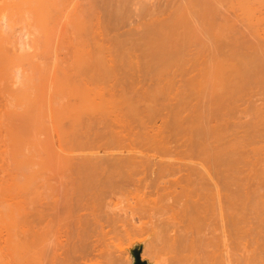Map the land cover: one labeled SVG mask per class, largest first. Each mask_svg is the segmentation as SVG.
<instances>
[{
    "label": "rangeland",
    "instance_id": "1",
    "mask_svg": "<svg viewBox=\"0 0 264 264\" xmlns=\"http://www.w3.org/2000/svg\"><path fill=\"white\" fill-rule=\"evenodd\" d=\"M119 1L122 0H0V264L3 262H4L3 264H6L7 262L9 264H15V263L22 264V262H24L27 259L28 248L25 245L22 246L23 249H21L19 252H14L11 251L10 249L8 250V248L6 247L7 245H5L4 243V239L6 238V235H8L9 233L20 234L21 231L26 230L28 225L30 226L32 222L40 220V218L44 217L48 213H52V211L50 210H55L54 206L56 202L61 199V193H62L61 185L63 183H65L63 184V186L67 188H69V186L71 188L74 185H79L74 180L76 178V174H77L76 172H78V170L82 166L81 165L82 162L81 159L83 158L82 156L86 154V152L83 153L85 151L84 149H87L86 150L88 152L87 154H91L92 151L95 149L93 152H95L96 156H100V157L102 155H105L103 157L109 156L108 153L116 154L117 152H114L116 151V148L114 149L115 144L111 145L114 142L110 143V140L108 141V139H110L112 136H115L114 138L113 137L111 138L114 141L116 138H118L115 134L120 133V130L121 131L128 130L126 128H128L129 125L132 127L137 126L138 130L134 131L135 133L139 131H141L142 133L144 130L142 131V129L138 128V125L143 123L148 124L150 120L153 121L154 123L156 122L157 125L160 126L163 125L164 121L165 124L169 123L166 121H170V120L171 122L176 121L175 120L176 117L181 115V117L178 118L181 119L184 118V120H186L184 122L185 124L191 123V126H194L195 124L197 125L198 123L197 121L200 116L203 117L206 116V118L203 117L202 118L200 117L201 119L199 118L200 121L202 119L204 120L207 119L205 121L203 120L204 123H202L201 121L202 125L206 126L207 124L208 127H212L211 129L214 128V130L216 129L217 126L220 127L222 125L221 127H223V131L219 127H217L218 129H216V130H220V132H218L219 135L221 134L220 135L221 137L219 136L220 142L222 141L221 140L222 137H223L222 139L226 141V142L225 141L221 142L223 145L224 143L229 144L233 139L234 140V141L232 140L233 142H231L229 145L227 144L226 145L233 147L234 146L233 144H236L235 148H237L238 154L240 153L243 154V155L240 154V159H243L241 160L240 170L242 171V173L245 171H247L248 173L245 172L243 173L244 175L241 174L240 176L243 177L240 178L245 180V182L248 181L247 183H250V185L254 184L253 187L251 186L252 188L249 189V192L251 190L250 194L252 193L253 197L255 196V198L257 197L260 198L259 196L261 195L262 197H264L263 196L264 195L263 193L264 192V187H263L264 186V121H263L264 105H262L263 107H261V104L264 103V94H263L264 86L263 83L261 84L262 86H260V84H258L260 82H258L257 84H254V87L255 85H257V87L255 88L253 87V85L247 87V89L243 87L247 90L246 93V91H244L243 88L242 89L239 88L240 86H242L240 85L239 87H235V89L238 88L237 94H235L236 90L232 88L237 84V80H239V75L238 76L236 75V77H238L236 82L233 81L235 82L234 83L235 85L231 81L229 82L228 80L230 78L231 80H233L232 78L233 74H237V72L234 73L235 70L238 71L240 68H243V66L245 67V65H242V67H238V64L236 65V63H238L239 60L242 61L243 59L238 55H233V57H231L232 58L231 60H234L235 57L238 56L239 57V59H237L238 61L236 60L230 61L229 59L228 62V58H226L229 57L230 55L229 53V48H230L231 52L233 49V54L234 51L236 52L237 49L242 50L240 53L237 50L238 51L237 54L249 53L251 56L252 53L256 52L255 55H253V57H255L259 51L260 56L262 55L261 58L263 59L262 62L264 61V56H263L264 53L262 54V52H264L263 50L264 46L261 47L262 44H260L261 43L260 41H262L264 44V26H261L264 23V17H263L264 3H262L264 2V0H260L259 2L258 0H253V1L251 0L252 1V2L250 1L252 3V4L250 3L251 5L250 4L247 5L246 2H243L242 4V1L239 2L238 4L237 3L238 0L237 1L231 0V2L228 0L226 2L227 4L223 7L224 9L225 7H227L225 9L226 12H224L222 8L220 14L222 15L224 12L227 15L228 14L227 10H229V13L232 16H230V14L228 15L232 18L234 17V19L231 18L232 21L233 20L234 21L232 23L230 21L232 25L230 28L234 26L232 29L233 30L235 29V31L233 30L229 31L230 28L228 27L229 25L227 22L229 21L230 18H228V16L225 15L224 17H227L228 21L225 22L224 24L228 25V26L226 25L228 29L226 27V29L223 31L225 25L223 23L221 24L219 23L221 25L220 27L223 28V29L221 28V31H223L222 37H224L225 36L224 33L227 32L228 34L231 33V36H228L226 34V37H224L225 40L223 38L225 42L222 40L224 43H222V41L215 43L210 41V44L209 42L207 43L206 41H205L206 43L195 42V40L192 39V37H194V35H192L193 33L192 34L189 33L190 35L187 34V36L188 37L190 36V38L193 40L192 42L191 41L189 43L184 42V44L182 42H178L176 44L174 42L173 43L167 42L168 45L170 44V46L168 45L166 46L167 48L168 47L172 48L171 44H173L174 48L177 46L176 50L177 48L183 46L186 48L187 51L184 48L185 51H183L182 54L181 51L183 47H181L182 49L180 52L177 50L178 53L182 54V55L180 54L181 56L180 58L178 57L179 54H177L178 55L177 59L179 58L181 60H179L178 62L175 61L177 64L176 66L174 65V63H172V66L174 65L175 68L174 66L171 67V64L170 65L168 64L170 66L168 69L165 68V65L162 66L165 69H167L164 70L163 68V71H161V67H155L156 65L152 64L153 62L151 63V59H149L147 62L148 59L147 56L149 55L147 54L144 55V53L148 48L146 49V46L143 42H123L125 39L124 34H128L130 32L129 23L132 21V18H130L131 16L128 17L127 15H122L123 11L120 12L117 10L119 8V7L117 8V6L120 5L122 6V4H119ZM138 1L144 4L146 3V5L148 3L149 4L153 2L156 3L155 0H138ZM175 2H178V0ZM228 2L230 3V5ZM260 2L262 4H260ZM231 3L235 5L232 6ZM244 4L247 5L246 8L244 7L245 6ZM228 5L234 8L230 7L228 9L229 7ZM238 5H240L241 7ZM237 7L239 10L237 9ZM249 10L251 11L248 12ZM246 12L248 14L249 13L251 14V18L253 21L252 26L249 25V23L246 21H245L246 23L245 22L242 23L239 21V24L235 23L236 25L235 27L234 25V22L236 21L235 18L237 17V19H239L238 18L239 16L241 18L243 17L245 18V15L247 14ZM222 16L218 18L220 21L222 19L223 22L224 19ZM253 16L254 18L257 16V18L254 19ZM258 19L261 21H259ZM246 24L247 26L244 28ZM253 24H255L254 25L255 28L253 27ZM248 25L251 26V28L249 27L250 30H248ZM242 31L243 33L245 32L244 33L245 37L242 34ZM250 31L255 39L252 37V35L251 36L249 35L248 32ZM257 36L258 38L261 36L259 38V41L256 38ZM114 37L116 38L118 37V39H115ZM247 37L249 38V40L250 38L251 40L254 41L256 40V42L251 43L250 42L251 40L250 41L248 40V42L247 41L244 42L245 40L248 39ZM226 39L229 40V43L228 40L226 42ZM230 40H233L234 42L233 41L230 42ZM249 42L251 43L252 46L249 44ZM213 43L216 45L218 43V45L220 46L217 45L218 46L217 47ZM138 45H140L141 48L140 46L138 47ZM212 46L216 54H214ZM214 46L219 48L218 49L219 51H217L219 54L216 52L217 48L215 49ZM244 46H246L245 49L248 53H246L244 49H242L244 48ZM189 47L190 49H188ZM234 47L236 50L234 49ZM248 48H251V50L249 49L248 51ZM260 49L263 51L260 52L261 51ZM201 50L202 52H200ZM197 51L199 53H197ZM136 53L140 55H137ZM134 54L137 56H135ZM243 54L241 56L244 57L245 54L244 55ZM204 57L206 58V60ZM218 57L219 58L223 57V58L219 60ZM247 57L244 58L249 59ZM182 59H183V63H182ZM102 60L103 62L105 61L106 63L104 62L105 63L104 64L99 62ZM135 60L138 63H135L136 62ZM141 60L143 61V63H141ZM192 60L195 62H193ZM213 60L215 63L213 62ZM111 61H114V63ZM145 62L146 64H144ZM231 62L232 64L229 65ZM100 63L102 64L101 67H100L101 65ZM178 63H180L181 67L182 66L183 67L179 68L180 65L178 66ZM194 63L197 65H195ZM223 63L224 64L226 63V65H224ZM245 63L246 61H244V63L242 64ZM95 64H98L99 66L98 65L95 66ZM106 64L108 66H106ZM192 64L194 67L192 66ZM261 64H259V66L261 65V67H263L264 63ZM92 65L95 66V70H93L94 68ZM146 65H147V69H148V65L149 67H151V71L153 67H155V72H157L156 70L160 69V73L158 71L159 74L155 76V74L157 73H154V69L152 71L153 73L150 72L149 69H148L149 72L148 71L146 72ZM90 66H92L91 67L92 70ZM110 66L111 67L113 66L112 67L113 71L112 70L111 71L114 72L116 69V72L109 73L111 68ZM137 66H139L138 67L139 69L137 68ZM177 66L179 71L178 73L176 70ZM99 67L101 70L98 71ZM143 68L144 71H142ZM183 68L186 71H184ZM104 69H107L108 71L105 72ZM193 69L196 71L194 72ZM102 70L103 72H101ZM96 71H98V73ZM231 71L234 72L232 76L229 78V76L232 73ZM229 72L231 73L229 74ZM238 73L240 74V72ZM169 74L173 76L170 77ZM263 74L264 73H262L261 75ZM166 75H168L167 79H165ZM140 77L142 78L141 80L139 79ZM148 77H150L152 82H149L150 79ZM260 77L264 78V75ZM262 78H260L261 81L263 80ZM221 79H225L226 81L225 80L223 81ZM153 80L156 82H154ZM159 80L160 81L162 80L161 83H159L160 82ZM224 82L226 83L228 82L229 84L224 85ZM142 83L143 85L145 84L144 87ZM149 83L153 88L149 85ZM230 83L233 84L234 86H232ZM157 84L159 85V87ZM228 85L232 86V88L231 87L230 88L228 87V89L224 88V86L227 87ZM251 87L254 88V91L252 90L253 88L251 89ZM161 88L162 90L164 88L165 89L161 91ZM218 88L221 89L220 92L223 91V88L224 90L226 89L227 91L232 89V93L234 92L232 97L233 99L230 97L232 94L230 93L231 91L227 93L225 91L226 94L222 92L223 93V97H222V94L218 92L219 91ZM253 92H256V95ZM219 94L221 95L222 99L225 98V100H221V104L222 103L224 104V105L222 104L223 106L220 107L221 112L217 111L216 109L217 108L216 106H218L217 102H213L214 100H216L215 95H218L217 97H219L220 96ZM224 94L226 96L228 95V99ZM201 95H203V97ZM207 95H210L209 96L210 98ZM234 95H237L239 98L238 97L235 98L236 96ZM198 96H201L202 98ZM236 99L238 100V102ZM255 99L256 101H254ZM259 99H263V100H259ZM207 100H211V101L213 100V101L211 103L210 101L208 102ZM233 102H235V105ZM207 103L209 104L208 106V110L210 111V112L208 111L209 113L206 112L207 110L204 111L207 108L206 106ZM232 103L234 106L230 108ZM243 103L244 105H240ZM201 105H202V110H201ZM210 106L213 108H211ZM235 106L236 108H234ZM181 108L184 109L182 110ZM256 108H258V110ZM196 109L198 111H196ZM228 109H230L231 111H229ZM156 111H158V113H156ZM177 111H178V115L175 116ZM179 111L181 114L179 113ZM214 111L215 113H217V117L219 116V119L217 120H216L217 118L216 116L211 115V114L215 115ZM202 112H204L203 114L205 115H203ZM259 112H261L262 114H260ZM182 113H184V115ZM115 114L118 115V117H120L119 122L121 124L118 125L119 123L116 120L117 127H115L116 129L120 127L118 129L119 131L115 130V128L113 127L114 126L113 124H115V121L113 120L117 118ZM156 114L163 115L165 119H162L164 118L163 116L161 118ZM206 114L209 115L207 116ZM224 114L227 116H225ZM108 116L111 117L108 118ZM99 117L100 118L104 117L101 120V123L103 122L102 124L98 123L100 122L99 120H96V118ZM190 117L191 119H189ZM89 118L90 120H92V123H90L91 121L89 120ZM93 118L95 119L93 120ZM106 118L109 120L111 118L112 119L110 120V122H108L109 120H107ZM258 118H260V120ZM261 118H262V122L260 123ZM193 119H195V122L197 123H195ZM103 120H107V122L110 124V127L112 126L114 129L111 127L112 129L107 130L108 128L105 127V125L107 126L109 125L106 121ZM208 120L210 122H208ZM87 122L90 124H86ZM93 122H95L96 125L93 124ZM86 125L89 126L87 127ZM99 125H103V126H100L99 128L98 127ZM122 125L123 126L127 125V127L124 126L123 128L125 129H123L121 128ZM170 125H172V123ZM233 125L236 126L233 127ZM104 127L107 130V131L105 130V132L102 131L104 130ZM140 127L142 126L140 125ZM97 128L100 130L97 131L98 130ZM113 130L115 131L112 132ZM108 131H110L111 133H109ZM107 132L111 135L114 133L115 134L109 138L110 135ZM97 133H99V136L97 135ZM141 133L139 132L140 135L138 137L142 136ZM180 133H181L180 131H177V135H180ZM181 134H183V132ZM189 134L190 133L183 134L186 139V140L184 139L185 141L184 140L179 141L180 139H178L180 136L181 139L184 138L182 137L183 135L180 136L174 135L177 136L175 138L178 139V141L177 140L175 141H177V143L178 142L182 143V145L184 146L187 139H189V137H192L189 136L188 138H186V136H188ZM226 134L227 136L230 137L229 139L226 136ZM223 135H225V138L226 137L227 138L225 139ZM106 136L108 137L106 141L109 142V145L106 144L105 141L104 143L106 145L102 143L104 147H100L103 145L101 143H98L100 149L96 145L97 143L94 144V147H91V145H93L92 143L94 142L97 141L103 142L104 140H102L103 139L102 137H106ZM96 137L98 138L100 137L99 138L100 140H98ZM119 138H122V136H119ZM115 141H117V143L119 144L121 140L120 141L115 140ZM182 145H180L182 149L178 145H176L177 150L180 148V150L182 151L184 148ZM112 146L114 147L112 148ZM117 146L118 145H116V147ZM171 146H173L172 148H174L175 145H171ZM109 147H111V149L113 150H111ZM89 148L90 149L93 148V149L90 150ZM174 149L171 152H174ZM96 150L97 152H99L100 155L96 154ZM241 150H243L244 153ZM90 151L91 153H89ZM179 152H177V155ZM191 153H193V151H191ZM86 155L84 157H86ZM249 165H250V169L252 170L249 169L248 167ZM247 168L249 169L250 172L248 171ZM256 172L257 174H255ZM69 174L70 175L73 174V177L70 176ZM248 174L250 175V178L247 180ZM255 175L258 176L259 178L256 177ZM68 177L70 178V180ZM66 178L69 180V182L71 181V178L74 179H72V182H70L69 184ZM65 180L67 181L68 184L66 183ZM261 180L263 181V183L261 182ZM243 182L244 181H242V183ZM258 182L262 183L263 186L258 184ZM244 184L246 185V183ZM244 184H242V186L240 185V187H244L243 186ZM255 184L258 186H256ZM77 196L82 198V196L79 195ZM109 196L110 198H112L111 200H106L109 197L105 198V200L103 198V202L100 199V202H102L103 204L101 203L102 204L101 205L98 202L100 204V207L99 204H97L98 209L100 210L97 211L96 213L97 216L96 215L95 216L96 218L99 217V214L102 211L101 213L103 215L101 214L100 217L103 218L102 219L98 218L99 221L97 219L98 221V223L96 222L97 225L93 221V218H90L91 219L90 225H89V221L87 222L88 223L87 225L89 227L87 225L86 227H88L89 229L88 231L90 232V234L86 235L85 234L86 229H85L84 234L87 237L84 236L85 237L84 239L82 237H78L75 235L73 239L71 238V241L76 246L73 247L72 246L73 243L70 242L69 245L67 246L65 245L63 247V252L64 251L68 252L70 249H75L76 251L80 249H84V245L86 244V242H88L90 246H93L94 245L93 243H95L97 250L94 247L92 253V248L90 247L91 252L89 254H91L90 257L93 260V262H91V259H88L91 262L89 264H134V259L132 257L131 251H133L137 246L142 245L143 246L142 261H145L148 264H170L169 258L173 256V253L171 251L172 250L171 245L173 244V241L172 240L169 241L167 239L168 237H166V239L164 238L165 237L164 234L166 233L162 234L163 232L162 229L164 230V228H162L163 227L162 225L164 223L163 224L161 223L162 219L159 221L160 218H157L159 216H156L155 217L156 219L154 218V220H152V222H155V225H157L158 227L157 226L155 227L154 223L152 224L150 220H148L150 218H146L147 222H145L146 220L144 219L145 221L143 222L146 224L143 225H148V227L144 226V229H141V231L148 230L145 229L146 227L150 229V232L145 231L144 233L142 231L143 232L142 233L141 231H138V233L136 234L137 231L135 232V229L132 230L133 232H131L132 228H129L128 225L129 226L139 225L138 229L141 226L143 228V225H141V223H138L137 221H135L136 223H134L130 221L131 219L129 220V217L126 214V212H129V210L126 211V209H128L127 206L129 205V203L125 199L121 200L120 197L119 199L121 201H124V203H121L120 200L115 201L116 195H114L115 197L112 195L114 198L111 197V195ZM75 197L76 196L74 195L73 198L75 199L76 202L85 199V197L82 198V200L78 197L77 198ZM67 198L69 199V197ZM73 198L71 199V203ZM107 201L110 202L112 201V202L110 203ZM262 201L264 202V199ZM76 202H73V205L78 204ZM104 202H106L107 204L109 203L110 206H108ZM113 202L115 203L119 202L118 204H114V205L115 206L118 205L117 208L119 207V209H121L122 211L124 210L126 212H121L119 209H117L114 206H113L114 209L112 210L113 207L111 206L113 205L112 204ZM71 203L68 202V204ZM126 203H128L127 206ZM107 206H108V210L106 209ZM124 207L125 209H123ZM114 211L116 215L117 214L121 215V216L117 215L116 217H120V218L122 217L121 218L122 220L120 218H119L120 221L116 219ZM77 214L78 213H76L75 211L74 217ZM108 214L113 215L114 220L112 219L113 216L111 217V215L109 216ZM122 214L124 215L122 216ZM259 215L261 214L259 213ZM71 216H73V213ZM74 217H72V220L74 219ZM104 218L107 219V221ZM115 220L116 221L118 220V222H115ZM100 221L101 224H103L104 221H106L107 224L108 223L110 224V226L104 224L105 226V227L103 226L105 229L104 230L101 228L100 225H98L100 224L99 223ZM110 221L113 222L110 223ZM120 222L123 228L125 226L124 224H126V226L129 228V231L124 232L125 230H128V228H126L125 226L126 228L125 230L121 229L122 226L120 225ZM93 224L94 226H92ZM119 225H120L119 228L120 232L118 231L119 233L117 235V233L115 234V231H113V229L114 228L116 229V227H119ZM91 226L92 228H90ZM154 227L157 229H155ZM107 228L111 230L109 231ZM158 228L159 229L161 228L160 230L161 232L159 231ZM102 230L103 232L105 231L103 235H102ZM111 231L114 232V234ZM105 233H107V235ZM127 233L130 235H128ZM94 234L97 235V237H95ZM133 234L134 236H131ZM98 235L100 236L98 237ZM169 236L171 238H174L173 237L174 233H171ZM105 241L107 243H105ZM99 243L100 244L103 243L102 245H105L107 249L105 248V246L103 247L102 245L100 246ZM261 243H263V241H259V243L255 245V248H258L261 245ZM47 245L51 246V241ZM94 252H96V254Z\"/></svg>",
    "mask_w": 264,
    "mask_h": 264
},
{
    "label": "bare ground",
    "instance_id": "2",
    "mask_svg": "<svg viewBox=\"0 0 264 264\" xmlns=\"http://www.w3.org/2000/svg\"><path fill=\"white\" fill-rule=\"evenodd\" d=\"M155 1H156V3L153 2L150 4L148 3L146 5V3L145 4L141 3L138 0H124V1L122 0V1H119V4H122V6L121 5H120L121 7L117 6V8L119 7L117 10L120 12L123 11L122 15H127L128 17L131 16L130 18H132V21L129 23V26H130L129 31L130 32L128 31L129 33L126 32L128 34H124L125 39L123 42H143L146 46V49L148 48L147 50L144 48L146 50V51L144 50L145 51L144 55L145 54L149 55V56L146 55L148 57L147 62L149 59H151V63L153 62L152 64H155L156 65V66L154 65L155 67H161V71H163L164 67H162V66H164V65H165V68H167V69L170 67L169 66L170 64H171V67H173L174 65L176 66L177 64L175 61L178 62L179 60H181V59H179L181 57L180 54L186 50L185 47L181 46V47H183V49H182L180 47V45H181L180 44L179 45L180 48H177V50L180 52L182 49V51H181V53H178V51L176 50L177 46L174 48L173 44H171L172 48H170V47L167 48L166 47L168 45L167 42H169V43L174 42L175 44L178 42H182L184 44V42L189 43L190 41L192 42L193 40H195V42H205L206 41L207 43L209 42V44H210V41L214 42V43L222 41L223 38L226 37V34L228 36H231V33L228 34V32H227L228 30H227L226 31L227 33H224L225 36L222 37V35H223L222 32L226 29V27L228 25H229L228 27L230 28L232 26L231 23L234 21V20L232 21V19H234V17L233 18L230 17L232 15L229 13V10H227V13L230 14V16L228 14L226 15L224 13V12H226L225 9L227 7H225V9L223 7L227 4L226 2L228 0H226V1L225 0H178V2H175L177 0H155ZM229 1L231 2V0H229ZM241 1H242V4H243V2H246V4L249 5L253 0L252 1L251 0H240V1L238 0L237 3L239 4V2H241ZM259 1L260 0H258V2ZM150 2H152V1H150ZM234 3H235V1H234ZM262 3H264V2H262ZM262 3L260 2V4H262ZM229 5H230V3H229ZM233 5H235V4H232V6ZM247 5H245L244 7L246 8ZM232 6H229L228 9L230 7L234 8ZM238 6H240V5H238ZM222 8L224 10V12L222 11L224 14V15L222 14L223 16L220 14ZM252 8H253V6H252ZM237 9H238V7H237ZM235 10H233V11H235ZM250 11L251 10H249L248 12H250ZM258 12H259V10H258ZM225 15L228 16V18H230L229 21H228L227 17H224ZM220 16L223 17V19H224L223 22H222L221 18H220L221 21L219 20L218 17H220ZM233 16H236V15H233ZM238 16H239V14H238ZM259 17H261V16H259ZM238 18L239 19H237V17L235 18L236 21L234 22V25H235V23L239 24V21L242 23L246 21L249 23V25L252 26L253 21H252L250 13L249 14L247 13L245 15V18L243 17L244 19L241 18L240 16ZM253 18H254V16H253ZM256 18H257V16L254 19H256ZM230 21H231V23H230ZM259 21H261V20H259ZM225 22H227L228 25L224 24ZM219 23L220 24L223 23L225 25L224 29L222 27H220L221 25ZM247 24L244 26V28L247 26ZM263 24L261 25V23H260L261 26H264ZM249 25H248V30H250L249 27L251 28V26H249ZM254 25L255 24H253V27H254ZM120 26H121V24H120ZM124 26H122V27H124ZM228 27H227V29H228ZM235 27H236V25H235ZM221 28L223 29V31H221ZM232 28H230L229 31H232L233 30ZM254 28H252V29H254ZM246 30H247V28H246ZM190 31H193V32H190ZM219 31H221V32H219ZM233 31H235V29ZM251 31L248 33L250 36L252 35V37L254 38L253 34H251ZM189 33L190 34L193 33L192 35H194V37H192V35H191L193 40L190 38V36L189 37L187 36V34L190 35ZM219 33H220L222 38L220 37ZM239 33H240V31H239ZM244 33L242 31L243 35H244ZM244 37H245V35H244ZM262 37H263V35H262ZM114 38L118 39V37L117 38L114 37ZM256 38L259 41L258 36ZM231 39H232V37H231ZM224 40H225V38H224ZM227 40L228 39H226V42H227ZM243 40H242V42H243ZM248 40H249V38L247 40H245L244 42H246V41L248 42ZM250 40H251V38H250ZM223 41H222V43L225 42V41L224 42ZM231 41H233V40H230V42ZM165 42H166V45H165ZM250 42L251 43L256 42V40L255 41L251 40ZM250 42H249V44L251 45ZM260 42H261L260 44H262L261 47H263L264 46L263 42L262 41H260ZM228 43H229V40H228ZM198 44H200V43H198ZM225 44H227V43H225ZM143 45H142V47H143ZM214 45L217 46L218 43H217V45L216 44H214ZM139 46L140 45H138V47ZM168 46H170V44ZM215 46H214V48L216 49L220 45H218L217 47H215ZM245 47L246 46H244V48H242V49H244V51L246 53H248L246 51ZM140 48H141V46H140ZM184 48H185V50H184ZM188 49H190V47ZM212 49H213V46H212ZM218 49L219 48H217L216 52L219 51ZM234 49H235V47H234ZM249 49L251 50V48H248V51H249ZM237 50H236V52L234 51V54H233V49L231 52L230 48H229L230 55H229V57H226V58H228V62H229V59H230V61H235V60L238 61L237 59H239V57H241V58H243L242 61L239 60L238 63H236V62L235 63H236V65L238 64V67H242V65H245V67L243 66V68H240L239 69L240 71L235 70V72L234 71H231L232 73L229 72V74L231 73L230 76L228 74V76L230 78L232 76L233 72L234 73L237 72V74H233V76H232L233 80H231V78H230L228 81L229 82L231 81L234 84L238 78V77H236V75L237 76L239 75V80H237V84H236L238 86H236L235 84H234L235 85L234 86L233 84L230 83L232 86H234L233 88L230 85H228L227 87L224 86V88L228 89V87L229 88L231 87L232 89H235V87H239L240 85H242L239 88L242 89L243 87H245L247 89V87L252 86V85L254 87V84H257L258 82H260V83H258V84H260V86H262L261 85L262 83L264 86V81H263L264 78L260 77V76L264 75V74L261 75L262 73H264V66L261 67V65H262L261 63H264V61L262 62L263 59H261L262 55L260 56L259 51L256 49L259 54L257 53L256 56L253 57V55H255L256 52H254V53L250 52V53H252L251 54L252 57H251L249 53H248L249 55L244 53L245 54L244 57L248 56L247 58H249V59H245L243 56H241L243 53L237 54L238 51L240 53L242 50H238V51ZM263 50H261L260 52H262ZM213 51H214V54H216L214 49H213ZM200 52H202V50ZM197 53H199V52L197 51ZM263 53L264 52H262V54ZM136 54L140 55L138 53H136ZM177 54H179V56ZM137 55H135V56H137ZM194 55H197V54H194ZM233 55H238L239 57L234 56L235 59L231 60L232 59L231 57H233ZM177 56L179 57L178 59H177ZM183 57H184V55H183ZM215 58H216V56H215ZM222 58L223 57L219 58V60ZM137 59H138V57H137ZM142 60H141V63H143ZM205 60H206V58H205ZM243 60L246 61L245 64H242V63H244ZM192 61H190V62H192ZM211 61H212V59H211ZM222 61H224V60H222ZM99 62L104 63L105 61L103 62V60H102ZM111 62L114 63V61H111ZM193 62H195V61H193ZM213 62H214V60H213ZM135 63H138V62L136 61ZM149 63H150V61H149ZM172 63H174L173 66H172ZM182 63H183V59H182ZM235 63H234V65H235ZM98 64H95V66H97ZM144 64H146V62ZM231 64H232V62L229 65H231ZM259 64H261V65L259 66ZM137 65H140V64H137ZM195 65H197V64H195ZM218 65H216V66H218ZM224 65H226V63ZM92 66H90V68ZM95 66H93V68H94L93 70H95ZM101 66H102V64L100 65V67ZM106 66H108V65L106 64ZM175 66H174V68H175ZM178 66L180 68L181 64L178 63ZM178 66L176 67L177 73L179 72ZM192 66H193V64H192ZM100 67H99L98 71L101 70ZM112 67L110 68L109 73L110 72L111 73L116 72V69L114 72H112L113 71ZM138 67L139 66H137V68ZM155 67H153V69H154V73H157V74H155V76H156L160 73V69L156 70L157 72H155ZM184 67H186V66H184ZM114 68H115V66H114ZM165 68H164V70H167ZM148 69L150 70V72L153 71V69L151 71V67H149V65H148ZM148 69H147V65H146V72L148 71ZM241 69H243V70H241ZM91 70H92V68H91ZM104 70H105V72L108 71L107 69H104ZM98 71H96V72L98 73ZM142 71H144V68L142 69ZM158 71H159V73H158ZM184 71H186V70L184 69ZM191 71H192V68H191ZM191 71H189V72H191ZM195 71L196 70H194V72ZM241 71H242V73H241ZM101 72H103V70ZM238 72H240V74ZM139 74H140V72H139ZM139 76H142V75H139ZM167 76L168 75H166L165 79H167ZM169 76L171 77L173 75L169 74ZM225 76H227V75H225ZM160 77H158V78H160ZM235 77H236V79H235ZM148 78L150 79V77H148ZM260 78H262L263 80L261 81ZM139 79L141 80L142 78L140 77ZM144 79H146V78H144ZM221 80L224 81L225 79H221ZM161 81L159 83H161ZM233 81H235V82H233ZM149 82H152L151 79ZM154 82H156V81H154ZM225 83L226 82H224V85L229 84L228 82L226 84ZM140 84H141V82H140ZM142 85H143V83H142ZM144 85H143V87H144ZM149 85H150V83H149ZM160 85H162V84H160ZM137 87H138V85H137ZM158 87H159V85H158ZM253 87H251V89ZM255 87H257V85H255ZM162 88H161V91H163L165 89L164 88L162 90ZM219 88H218V90H219L218 92H220V90H221ZM224 88L222 91L223 93H225V91H226V93L229 91H231L230 93H232V89L227 91L226 89L224 90ZM245 88H243V90L246 91V93H247V90ZM254 88L252 89L253 91H254ZM146 89H148V88H146ZM237 89H235L236 90L235 94H237ZM263 89H264V87H263ZM140 90H141V88H140ZM159 90H160V88H159ZM222 92H220V93L222 94V97H223ZM213 93H214V91H213ZM253 93H255V95H256V92H253ZM233 94H234V92L231 94V96H230L231 98L233 97ZM201 96L203 97V95H201ZM201 96H198V97H201ZM207 96L209 97L210 95H207ZM217 96L218 95H215L216 100H218V101L214 100L215 97L213 99L214 101L213 100L212 101L217 102L218 106H216L217 107L216 109H217V111H220V107H222L224 105L223 103H222L223 105L221 104V100H225V98L222 99L221 95L219 97H217ZM234 96H236L235 98L238 97L237 95H234ZM226 97L228 99V95ZM240 97H242V96H240ZM219 98H220V100H219ZM235 98H234V100H235ZM259 98H260V96H259ZM256 99L254 101H256ZM259 100H263V99H259ZM207 101L208 102L210 101L212 103L211 100H207ZM243 101H245V100H243ZM227 102H228V100H227ZM237 102H238V100H237ZM233 103L235 105V102H233ZM233 103H232L230 108H232V106H234ZM241 103H242V101H241ZM207 104H206V106H207L206 109L203 107L205 109L204 111L207 110L206 112L209 111L208 110L209 104L208 105ZM228 105H229V103H228ZM240 105H244V103L240 104ZM262 105H264V103L261 104V107H263ZM261 107H259V108H261ZM211 108H213V107H211ZM234 108H236V106ZM256 109L258 110V108H256ZM179 110H180V107H179ZM182 110H181V112H182ZM193 110H195V109H193ZM201 110H202V105H201ZM228 110L231 111L230 109H228ZM196 111H198V110L196 109ZM220 112H218V113H220ZM261 112H259V113L262 114ZM156 113H158V111H156ZM179 113H180V111H179ZM203 113L204 112H202V114ZM214 113H215V111H214ZM182 114L184 115V113H182ZM198 114H199V112H198ZM156 115H158V114H156ZM176 115H178V111L176 112L175 116ZM203 115H205V114H203ZM206 115L208 116L209 114H206ZM211 115L217 117V113H215V115L214 114H211ZM116 116L118 119L114 117L115 120H113V121H115V124H116V120H117L119 123L118 125H120L121 124L119 122L120 117H118V115H116ZM158 116L162 118L163 115H158ZM225 116H227V115H225ZM109 117H111V116H108V118ZM178 117H181V115ZM178 117H176V119H175L176 121H173V122H171V120L166 121V122H169L168 124H165V121H164L163 125H160V126H158L156 122L154 123L151 120H150L151 122L149 121L148 124L147 123L146 124L145 123L140 124L143 128L140 127V125H138V128L142 129V131L144 130L142 133H141V131H139L142 135L141 137H138L140 135L139 132H136V133L134 132V131L138 130L137 126L136 127L133 126L134 127L133 128L132 126L129 125V127L126 128L128 130H125V131L120 130V133H118V134L114 133L118 137L115 140H119V141L121 140L120 142L118 141L119 144L117 143V141H115V140L113 141V139H111L112 137L114 138L115 136H112L114 134H112V135L109 134L111 132L108 131L109 133L108 132L107 133L110 135L109 138L112 136L110 139H108V137H107L108 134H107L106 137H102L103 138L102 140H104L103 142L97 141V142L92 143L93 145H91V147H94V144H96V143H97L96 144L97 146H98V143L105 144L104 142L108 139V141L110 140V143L114 142L111 145L115 144V147L112 146V148L113 147H114V149L116 148V151H114V152H117L118 154L117 153L116 154L115 153H113V154L108 153L109 156L103 157L105 155H102L100 157V156H96L95 152H93L95 149L92 151L93 154L91 153V151L89 152L91 154H87L88 153L86 151L87 149H84L85 151L83 153L86 152L87 155L84 154V156L86 155V157L82 156L83 158L82 159L80 158L82 160V162H81L82 166L79 165L81 167L78 170V172H76L77 174H76V178L74 180L79 185H74L71 188L69 186V188H67V187L63 186V184H65V183H63L61 185V192H62L61 193V199L56 202V204L54 206L55 210H50V211H52V213H48L44 217L40 218V220L32 222L30 224V226L28 225L26 230L21 231L20 234L19 233H15V234L9 233L8 235H6V238L4 239V243H5V245H7L6 247L8 248V250L10 249L11 251L19 252L21 249H23L22 246L25 245L28 248V253H27L28 256H27V259L24 262H22V264H89V263L93 262V260L90 257L91 254H89V253L91 252L90 247L92 248V253H93L94 247H95V249L97 248L95 243H93L95 246L92 243L91 244L93 246H90V244L88 242H86V244L84 245V249H80L78 251H76L75 249H70L68 252H65V251L63 252V247L65 245L66 246L69 245L70 242L73 243L71 241V238L73 239L75 237V235L78 237H82L84 239L85 238L84 236L90 234V232L88 231L89 226L87 225L88 221H89V225H90V221H91L90 218H93V221L95 222L96 225L99 221L98 218H100V219L103 218V217L102 218L100 217L102 214L101 213L102 211L101 212L99 211L100 212L99 217L96 218V216H97L96 213L98 210H100V209H98L97 204H99V203L101 204L103 202V198H104V200H105V198H108V197L110 198L109 195H111V197L116 195V197L114 196L115 201L120 200L119 198L121 197V200L125 199L129 203L128 206H127L128 203H126V206L128 207V209H126V211L129 210V212H126L124 210L122 211L121 209H119V207L117 208L118 205L117 206L114 205V204H118L119 202L118 203L113 202L112 203L113 205L111 207L114 206L117 209H119L121 212H126L127 216L129 217V220L131 219L130 220L131 222L136 223L135 221H137L138 223H141V225H143V224H146L143 221H145L146 218H150L148 220H150V222L152 224L154 223V225H155V222H152V220H154V218L156 216H159V217H157V218H160L159 221L162 219L161 223L162 224L164 223L162 225L163 226L162 228H164V230L162 229V231H163L162 234L166 233V234H164V236H165L164 238L166 239V237H168L167 239L169 241H171V240L173 241V244L171 245V248H172L171 251L173 253V256L169 258L170 264H264V202L262 201L264 199V197H262L261 194H260L261 196H259L260 198H258V197L255 198V196L253 197V194L252 193L250 194L251 190L249 192V189L252 188L254 184L250 185V183H247L248 181L245 182V180L240 178V177H243V176H240L241 174H243L245 172L248 173L247 171L242 173V171L240 170L241 160H243V159H240V154H242V153L238 154V152H237L238 150H237V148H235L236 144H233L234 145L233 147L227 146L231 142L234 141L233 139H232L233 141L232 140H231V142L229 141L230 142L229 144L223 142L225 145L224 146L221 142L225 141V140H223L222 139L223 137H222L221 138L222 141L220 142V137H221L220 135L221 134L219 135V133H218V132H220V130H216V129H218L217 127H219V126H217L216 129L214 130V128L211 129L212 127H208L207 124H206V126L202 125V123H204V121L207 120V119H205V120L202 119L201 120L202 123H201L199 118L200 117L202 118L203 116H200L199 118L195 117V118H198V121L196 120L198 123L195 122V119H193L194 122L197 123V125L195 124L196 127H195V125L191 126V123L185 124L184 122L186 120H184V118L181 119ZM102 118H104V117H102ZM102 118H100V117L96 118V120L100 121V122H98V121H96V122L101 123ZM203 118H206V116H204ZM94 119L95 118H93V120ZM162 119H165V117ZM185 119H187V118H185ZM189 119H191V117ZM217 119H219V116L216 118V120ZM258 119L260 120V118H258ZM89 120H90V118H89ZM107 120H109V119H107ZM107 120H103V121L107 122ZM110 120L108 122H110ZM220 120H221V118H220ZM259 120H257V121H259ZM90 121L89 122L92 123V120H90ZM121 121H122V119H121ZM177 122H179V123H177ZM189 122H191V121H189ZM194 122H193V124H194ZM208 122H210V121L208 120ZM261 122H262V118H261L260 123ZM90 123L87 122L86 124H90ZM171 123H172V125H170ZM174 123H176V124H174ZM93 124H95V122H93ZM115 124H113L114 128L117 127V124H116V126H115ZM108 125L109 126L105 125V127L108 128L107 130H110L113 128L112 126H111L112 128L110 127L109 123H108ZM186 125H189L190 127L186 126ZM100 126H103V125H99L98 127L100 128ZM124 126L127 127V125H124ZM124 126L122 125L121 128H123ZM221 126L219 128H221V130L223 131V127H221ZM234 126H236V125H233V127ZM105 127H104V130H102L103 132H105V130H106ZM131 127H132V129H131ZM119 128H117V129L115 128V130H118ZM123 129H125V128H123ZM99 130L100 129H98L97 131H99ZM115 130H113L112 132H114ZM175 130L180 131L181 133L183 132V134L184 133L185 134H187V133L192 134V135L189 134L188 136L185 135L186 138H188L189 136H192V137H189V139H187L185 144L183 143L184 144V146H183L182 143H179V142L177 143V141H178V139H180L179 141H181V140L183 141L185 139V137L183 134L180 133V135H183L182 137H184L181 139L180 138L181 136L177 135V131H175ZM102 131H100V132H102ZM227 134H226V136H227ZM97 135L99 136V133H97ZM174 135H177L180 137L177 139V138H175L177 136H174ZM119 136H122V138H119ZM223 136L225 138V135H223ZM227 137H228V139L230 138L229 136H227ZM96 138L98 140H100L98 137H96ZM190 138H192V139H190ZM175 140H177V141H175ZM106 144L109 145V142L106 141ZM116 145H118V146L116 147ZM171 145H175V146L178 145L181 149H182V147L180 145H182L184 148L181 151L179 147H178L179 149L177 150V146L176 147L174 146V148H176V149H174V148H172L173 146H171ZM97 146H96V148H97ZM85 147H86V145H85ZM100 147H104V145L100 146ZM100 147H99V149H100ZM109 148L111 149V147H109ZM92 149H90V150H92ZM173 149H174V152H171V151H173ZM184 149H186V150H184ZM97 150H98V148H97ZM97 150H96V154L100 155L99 152H97ZM111 150H113V149H111ZM175 151H177V152L181 151V152H179L180 154L178 153V155H177V152H175ZM191 151H193V153H191ZM241 151L243 152V150H241ZM252 151H253V149H252ZM244 162H246V161H244ZM250 165H251V163H250ZM250 165L248 166L249 169H250ZM251 168H253V167H251ZM249 169H248V171H249ZM250 170H252V169H250ZM254 172H255V170H254ZM251 173H252V171H251ZM255 174H257V172ZM70 176L73 177V174H71ZM248 176H247V180L250 178L249 174H248ZM256 177H258V176H256ZM245 178H246V176H245ZM72 179H74V178H71L70 182H72ZM240 179L244 182L242 183V181ZM66 180L69 182L70 178H69V180L66 178ZM67 181H66V183H67ZM70 182H69V184H70ZM75 182H73V183H75ZM261 182L263 183L262 180H261ZM241 183L242 184L246 183V185L244 184L243 185L244 187H240V185L242 186ZM256 183H257V181H256ZM262 183L258 182V184H260V185H262ZM248 184H249V186H248ZM256 186H258V185H256ZM262 186H260V187H262ZM246 188H248V189H246ZM258 190H260V189H258ZM261 190H262V188H261ZM74 195L76 196L75 198H77L78 197L77 195H79V196H82V198L85 197V199L82 200V198L78 197L82 201L76 202L75 199L73 198ZM67 197H69L70 200ZM72 198L74 201L72 200V203H71ZM109 198L106 200L112 199V198H110V199ZM100 199L102 202H100ZM259 199L260 200L262 199V200L260 201ZM67 201L71 204H68ZM73 202H76L78 204H75L76 205L75 206V205H73ZM107 202H110V201H107ZM131 202H133L134 204ZM104 203H106V202H104ZM121 203H124V201H121ZM100 204H99V207H100ZM107 205L110 206L109 203ZM108 206L106 207L107 210H108ZM119 206H120V204H119ZM114 207L112 208V210L114 209ZM125 207L123 209H125ZM110 210H111V208H110ZM75 211H76V213L79 214V215L77 214L78 217H77V215L74 217ZM110 212H112V211H110ZM72 213H73V216H71ZM114 213H115V211H114ZM114 213H113V215H114ZM259 213L261 215H259ZM113 215H111V217ZM117 215H120V214H117ZM117 215L115 213V217ZM123 215L124 214H122V216ZM72 217H74L73 220H72ZM119 218L120 217H116V219H118L120 221V219L122 217L120 219ZM151 218H153V219H151ZM97 219H98V221H97ZM112 219L114 220V216L112 217ZM105 220L107 221V219H105ZM118 220L117 221L115 220V222H118ZM106 221H104L103 224H101V221H100L99 222L100 224H98V225H100L102 229H104V227H105L104 224L110 226V224L109 223L107 224ZM157 221H158V219H157ZM111 222H113V221H110V223ZM145 222H147V220ZM86 225L88 227H86ZM120 225H121V222H120ZM120 225H119V227H116V229L115 228L113 229V227H112L113 231H115V234L117 233V235L120 232L119 231ZM124 225L126 226V224H124ZM92 226H94V224ZM92 226L90 228H92ZM125 226H124V228L122 226L121 229L125 230L126 228L129 227V228H132L131 232H133L132 230L135 229V232L137 231L136 234L138 233V231H141V229H144V226L148 227V225H143V228L141 226L139 228L140 229L139 230L138 229L139 225H133L134 227L136 226L137 228L136 227L134 228L133 226H129V225H128V227L126 226V228H125ZM156 226L157 225H155V227ZM129 228H128V230H125L124 232L129 231ZM85 229L89 233H87L85 231ZM145 229H148L145 231L150 232L149 228L145 227ZM155 229H157V228H155ZM160 230H161V228L159 229V231ZM84 231H85L86 235L84 234ZM142 231L145 233L144 230H142ZM152 231H154V230H152ZM104 232L102 230V235ZM112 233L114 234V232H112ZM171 233H174V236H173L174 238H171L169 236ZM82 234H84V235H82ZM100 234H101V232H100ZM105 234L107 235V233H105ZM130 234H128V235H130ZM94 235H93V237H94ZM99 236L100 235H98V237ZM108 236H107V238H108ZM131 236H134V234ZM95 237H97V235H95ZM101 237H103V236H101ZM164 238H163V240H164ZM86 240H87V238H86ZM50 241H51V246L50 245L48 246L47 244ZM259 241H263V243H261V245L258 248H255V245L258 244ZM105 243H107V242L105 241ZM102 244H100V246ZM72 246L75 247L76 245H74V243H73ZM103 246H105V245H102V247ZM105 248H106V246H105ZM88 250H89V252H88ZM94 253L96 254V252H94ZM88 254H89V256H88ZM88 259H91V262ZM114 259H115V257H114ZM3 263H1V264H3ZM6 264H9V263L7 262ZM15 264H17V263H15Z\"/></svg>",
    "mask_w": 264,
    "mask_h": 264
},
{
    "label": "water",
    "instance_id": "3",
    "mask_svg": "<svg viewBox=\"0 0 264 264\" xmlns=\"http://www.w3.org/2000/svg\"><path fill=\"white\" fill-rule=\"evenodd\" d=\"M142 251L143 246H137L133 251H131L132 257L134 259V264H148L145 261H142Z\"/></svg>",
    "mask_w": 264,
    "mask_h": 264
}]
</instances>
